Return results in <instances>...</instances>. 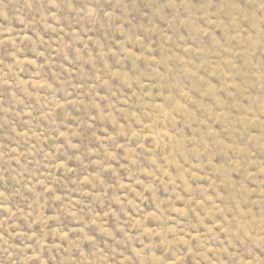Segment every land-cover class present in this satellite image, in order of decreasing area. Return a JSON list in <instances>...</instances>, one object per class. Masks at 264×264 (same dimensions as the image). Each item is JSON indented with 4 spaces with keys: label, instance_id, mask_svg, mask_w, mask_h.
I'll return each instance as SVG.
<instances>
[{
    "label": "rangeland",
    "instance_id": "obj_1",
    "mask_svg": "<svg viewBox=\"0 0 264 264\" xmlns=\"http://www.w3.org/2000/svg\"><path fill=\"white\" fill-rule=\"evenodd\" d=\"M0 264H264V0H0Z\"/></svg>",
    "mask_w": 264,
    "mask_h": 264
}]
</instances>
